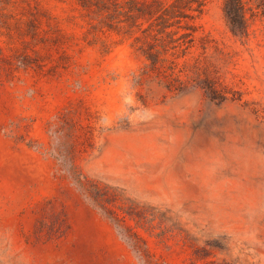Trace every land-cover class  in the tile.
Wrapping results in <instances>:
<instances>
[{"label": "rangeland", "instance_id": "rangeland-1", "mask_svg": "<svg viewBox=\"0 0 264 264\" xmlns=\"http://www.w3.org/2000/svg\"><path fill=\"white\" fill-rule=\"evenodd\" d=\"M122 1L0 0V264H264V0L247 37L189 21L223 103L163 86Z\"/></svg>", "mask_w": 264, "mask_h": 264}, {"label": "trees", "instance_id": "trees-1", "mask_svg": "<svg viewBox=\"0 0 264 264\" xmlns=\"http://www.w3.org/2000/svg\"><path fill=\"white\" fill-rule=\"evenodd\" d=\"M206 3L207 0H123L116 3L124 16L118 29L134 38L136 50L148 62L147 68L158 74L168 91L181 93L184 85L194 80L210 100L223 103L228 100L227 87L207 74L199 60L192 66L179 62L195 46L197 29L189 21L204 11ZM224 9L233 35L247 37L246 0H225Z\"/></svg>", "mask_w": 264, "mask_h": 264}]
</instances>
